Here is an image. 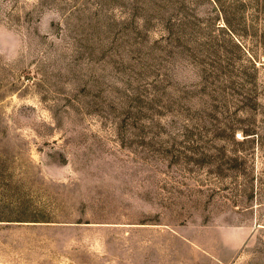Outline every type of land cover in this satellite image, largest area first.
<instances>
[{
    "label": "rangeland",
    "instance_id": "obj_1",
    "mask_svg": "<svg viewBox=\"0 0 264 264\" xmlns=\"http://www.w3.org/2000/svg\"><path fill=\"white\" fill-rule=\"evenodd\" d=\"M0 264H264V0H0Z\"/></svg>",
    "mask_w": 264,
    "mask_h": 264
}]
</instances>
